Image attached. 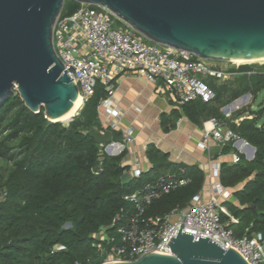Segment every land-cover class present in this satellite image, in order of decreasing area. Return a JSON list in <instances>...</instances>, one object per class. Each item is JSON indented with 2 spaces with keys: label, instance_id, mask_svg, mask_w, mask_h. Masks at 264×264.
I'll list each match as a JSON object with an SVG mask.
<instances>
[{
  "label": "trees",
  "instance_id": "trees-1",
  "mask_svg": "<svg viewBox=\"0 0 264 264\" xmlns=\"http://www.w3.org/2000/svg\"><path fill=\"white\" fill-rule=\"evenodd\" d=\"M81 6L64 0L60 17L71 16ZM255 69L241 66L234 71L237 78L223 85L209 81L215 94L210 103L195 100L181 105L182 115L190 122H224L255 149L251 161L238 155L235 164L223 163L219 168V182L225 188L244 184L233 193L237 204L223 203L238 220L229 228L240 237L245 233L264 236V123H259L264 110L241 109L226 119L221 108L245 94L256 99L264 90V65ZM106 97L105 86L98 82L93 95L67 124L49 122L43 109L32 113L17 92L0 102V264H101L104 257L99 253L108 248L101 238L114 236L119 226H112L114 217L134 212L133 204L124 200L126 195L167 173L187 178L186 186L154 200L145 211L146 217L163 218L187 207L202 189L201 169L168 162V155L153 146L146 149L151 167L122 184L121 177L128 172L123 165L125 150L107 155L89 136L101 131L98 108ZM172 116L180 113L175 110ZM240 117L244 119L235 124ZM112 133V140L121 142V133ZM221 153L237 155L231 142ZM179 168L184 172L179 173ZM221 220L227 218L222 215Z\"/></svg>",
  "mask_w": 264,
  "mask_h": 264
},
{
  "label": "built area",
  "instance_id": "built-area-1",
  "mask_svg": "<svg viewBox=\"0 0 264 264\" xmlns=\"http://www.w3.org/2000/svg\"><path fill=\"white\" fill-rule=\"evenodd\" d=\"M52 42L64 71L78 88L82 106L93 95L98 82L105 86L107 97L100 105L109 110L115 120L101 126L100 133L115 131L123 116V113L111 108L115 91L112 81L119 75H137L154 86L162 83L169 92L170 100L177 105L195 100L210 103L215 94L208 82L217 83L237 76L236 72H224L215 65L216 62L201 59L188 51L148 42L109 10L99 6L82 5L71 16H59L53 27ZM250 74L247 73V76ZM223 112L228 114V109ZM210 122L213 129L205 131L201 140L204 149H208L211 140L221 144L231 142L237 155H246L240 147V143L248 146L246 142H242L224 122L215 119ZM123 134L122 142L112 140L110 145L103 146L104 153L110 156L121 154L132 141V130L126 129ZM178 172L183 173L184 169L179 168ZM218 172L217 168L214 169L213 175L217 177ZM141 173L136 168L128 174L137 178ZM188 182L187 178L177 173H167L126 195L124 200L133 204L134 212L114 217L112 226L119 223L116 234L101 238L108 245L99 253L100 257H104L103 262L133 261L151 253L170 254L168 244L182 226V233L192 234L194 241H198L199 237L207 238L224 250H235L248 264H264V236L260 233L248 236L245 233L240 237L229 228L230 225H237L238 220L223 206L230 192L220 182L210 184L206 199L203 193H198L187 207L171 211L163 218L145 216L146 209L154 200L186 186ZM222 215L227 218L225 222L221 220ZM173 218L175 221L171 222ZM73 264L83 263L76 261Z\"/></svg>",
  "mask_w": 264,
  "mask_h": 264
},
{
  "label": "water",
  "instance_id": "water-1",
  "mask_svg": "<svg viewBox=\"0 0 264 264\" xmlns=\"http://www.w3.org/2000/svg\"><path fill=\"white\" fill-rule=\"evenodd\" d=\"M106 8L153 44L188 51L214 62L264 59V0H75ZM64 0H0V102L17 92L32 113L60 123L78 98V88L55 53L52 32ZM70 68H73L70 66ZM75 69V68H73ZM100 146L113 133L93 131ZM242 142H245L242 140ZM252 150L255 149L246 143ZM132 180L128 173L122 184ZM170 254L151 253L133 261L101 264H248L233 249L182 233Z\"/></svg>",
  "mask_w": 264,
  "mask_h": 264
},
{
  "label": "crops",
  "instance_id": "crops-1",
  "mask_svg": "<svg viewBox=\"0 0 264 264\" xmlns=\"http://www.w3.org/2000/svg\"><path fill=\"white\" fill-rule=\"evenodd\" d=\"M112 84L115 91L111 108L123 113L115 132L121 133L122 142L124 130H132V141L124 149L126 154L123 165L128 167V173L131 174L136 168L146 172L151 167L146 158V149L153 146L168 155V162L201 169L204 181L199 193H203L206 199L210 184L219 182V172L215 177L214 169L219 171L223 163L235 164L238 157L233 153L222 154L225 144L213 140L209 142L208 149L202 147L201 140L205 131L213 129L211 119L201 125L190 122L182 115L181 105L170 100L169 92L163 88L162 83L154 86L143 77L126 74L115 77ZM175 110L180 113L177 118L172 116ZM98 119L101 126L115 120L103 105L98 108ZM243 185L242 183L231 189L226 188L230 192L226 201L237 204L233 193Z\"/></svg>",
  "mask_w": 264,
  "mask_h": 264
},
{
  "label": "rangeland",
  "instance_id": "rangeland-1",
  "mask_svg": "<svg viewBox=\"0 0 264 264\" xmlns=\"http://www.w3.org/2000/svg\"><path fill=\"white\" fill-rule=\"evenodd\" d=\"M215 65L217 67H219L220 69H222L224 72L230 73V72L236 71L239 67L244 66V65H249V66L253 67L254 70H256L255 68H258L259 66H263L264 65V60L258 61V62H254V63H243V64L216 62ZM236 78H237V76H234V77H231L229 80L220 81V82H217L215 84L218 85V86L219 85H223V84L228 83V82H233ZM236 103H238V104L235 105V107L231 109L230 107H232ZM80 109H81V107H80ZM80 109L74 114L73 117H75L78 114ZM224 109H226V110L228 109V114L230 116H227L228 114H225L223 112ZM241 109H247V110L254 111V112H258L260 110H264V90L261 91L257 95L256 99H253L252 96L249 95V94H245V95L241 96L236 101H234V102L222 107L221 108V113L225 116L226 119H230L231 116L234 113H236L237 111H239ZM246 115H248V114H246ZM243 119H244V117L237 118V119H235L234 123L238 124ZM60 123H62V122H60ZM67 123H68V121L67 122H63L62 124H67ZM259 123L260 124L264 123V116L261 118ZM241 155L244 156L245 160H247V161L249 160L247 154L245 155L244 153H242ZM173 221H175L174 218L171 220V222H173Z\"/></svg>",
  "mask_w": 264,
  "mask_h": 264
},
{
  "label": "bare ground",
  "instance_id": "bare-ground-1",
  "mask_svg": "<svg viewBox=\"0 0 264 264\" xmlns=\"http://www.w3.org/2000/svg\"><path fill=\"white\" fill-rule=\"evenodd\" d=\"M264 59H255V60H235L233 63L236 64H243V63H254V62H258V61H262ZM238 103L234 104L232 107H230L231 109L235 107V105H237ZM82 106L81 100L78 97L76 99V101L73 104V107L71 108V110L65 114L64 116H62L61 118L58 119L59 122H69L71 120V118L74 116V114L80 109V107ZM240 147H242L244 149V151L246 152V154L248 155V158H251L252 154H253V150L249 147V146H245L243 143H240ZM114 151V150H112ZM113 153V152H112Z\"/></svg>",
  "mask_w": 264,
  "mask_h": 264
}]
</instances>
